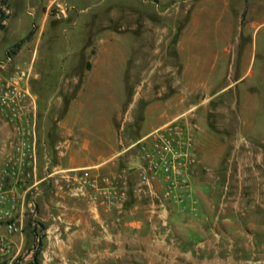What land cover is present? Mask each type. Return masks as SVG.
Segmentation results:
<instances>
[{
  "label": "rangeland",
  "instance_id": "rangeland-1",
  "mask_svg": "<svg viewBox=\"0 0 264 264\" xmlns=\"http://www.w3.org/2000/svg\"><path fill=\"white\" fill-rule=\"evenodd\" d=\"M193 18L213 35L225 31L230 36L226 57L213 76H197L195 61L188 60L190 72L184 84L174 83L162 67L156 70L154 82H135H142L155 61L164 66L170 60L164 54V38L171 36L175 44L181 30L191 28ZM263 18L264 0H9L0 4V86L21 70L29 73V104L38 142L39 129L56 125L75 100L84 103V114L75 110L71 122L93 128L106 123L110 142L119 150L172 120L183 123L195 138V161L188 169L191 187L177 191L182 201L166 194L160 177L155 178L153 191L141 185L150 133L122 152L124 158L119 157L106 173L55 171L46 157L44 180L38 181L36 174L7 179V186L15 187L16 206L0 220V264H34L40 242L41 264H147L131 253L121 254L115 236H109L117 229L102 225L98 211H88V226L69 220L78 208L90 204L112 211L114 218L125 215L134 198L149 204L139 214L159 221L162 228L154 230L165 233L167 245L181 254L172 259L173 264H264V131L245 123L246 99L263 97L264 84L243 77V55L248 46L252 52L254 35L256 73L264 62ZM31 31L9 58V49ZM117 34L122 36L119 45L128 52L121 82L116 76ZM106 55L112 66L111 81L85 83L86 75L99 74L93 73L95 63ZM234 78L237 82L231 83ZM164 109L171 115L159 125ZM257 117L261 120L263 115ZM37 154L36 171L38 143ZM95 178L98 188L86 182ZM156 181L162 194L156 191ZM106 187L114 191L115 202L106 196ZM197 188L204 190L203 204ZM167 203L176 206L170 210ZM9 223L18 229L10 231ZM191 224L199 225L198 230L202 226L203 231L193 233Z\"/></svg>",
  "mask_w": 264,
  "mask_h": 264
},
{
  "label": "crops",
  "instance_id": "crops-1",
  "mask_svg": "<svg viewBox=\"0 0 264 264\" xmlns=\"http://www.w3.org/2000/svg\"><path fill=\"white\" fill-rule=\"evenodd\" d=\"M207 11L210 13L211 10L208 8ZM223 32L213 35L211 29H201L198 20L193 18L191 28L188 29L184 27L175 44L171 43V36L164 38L166 44L164 54L167 53L166 57L170 59L164 62L166 65L164 64L163 66V63H157L155 61L152 67L154 69L147 71L148 74L147 76L145 75L146 77H143L142 82H140V80H136L135 82H154L152 79L154 80L158 76L156 70L162 67L163 72L173 78L174 83L179 85L184 84L187 82L190 72L188 60L195 61L197 76H213L214 69L221 65L228 51V39H230V36L225 31ZM120 40H122V36L117 34L115 36V41L117 42L116 49L118 51L116 62L117 82L124 81L125 75L123 70L128 62V52L123 45H119ZM222 42L223 44H221ZM252 42L255 48V35ZM253 47L252 52H250L251 50L248 46L243 55L245 65L243 77L249 79L250 83L255 80L257 83L264 84V62L261 63L260 69L258 73H256ZM154 52H156V50ZM105 57V60H100L99 62L96 60L97 62L95 63L93 73L99 72V74L86 75L84 77L85 83L107 84L111 81L109 78L112 75L108 74V70L112 66L110 65L111 63L108 55ZM136 67H138V69L141 68L139 60ZM73 79L77 80L75 77ZM234 82H237L236 78L231 80V83ZM245 103L248 107L245 112V115H247L245 123L254 127V130L264 131V96L258 98L252 96H250V98L247 97ZM169 105L171 106V104ZM84 106L83 102L77 100L73 101L70 104V108L64 114L65 116L59 119L56 125L45 126L43 129H39V165L35 172L38 181H42L46 178L47 172L44 166L46 157H49L53 162L52 168L55 171L59 169H79L87 173H106L111 166L113 167L116 163H119V157L121 159L124 158L123 155L120 156L122 152L134 147L136 143L150 133L148 132L142 135L137 141L127 144L122 150H119L110 142L111 136L109 135L106 123L104 126L93 128L84 122H71V119L76 114L75 110H79L80 112L78 113L83 116ZM159 114L160 116L157 119V124L159 125H161L162 122L164 123L166 119H169L171 115L166 109ZM259 114L261 116L263 115V118L261 120H256V118H259L257 117ZM258 122L261 125H259ZM251 127L250 129H252ZM15 139L16 131L14 126L8 121L1 120L0 167L4 165L6 156L11 153L13 141ZM130 157L132 156H129V158ZM130 162L134 163L133 161ZM155 187L156 191L162 194L163 188L158 181H156ZM197 196L200 198L202 204L206 201L203 189L197 188ZM174 204L175 203H167L168 209H173V207L176 206ZM148 205L149 204H145L140 202L139 199L134 198L130 210L126 211L125 215L114 218V213L112 211H104L101 207L98 209L90 204L87 207H83V209L78 208V214L75 213L69 220L76 224L81 223L84 226H88V211H98L100 213L99 220L102 225L105 227L112 226L117 229V233H109V236H115L116 243H119L122 250L121 254L125 255L131 253L135 258L147 260V264H153L155 260H165L168 264H173L172 259H176L181 256V254L167 245L164 239L165 233L160 234V232L154 230L162 228V225H160L161 223L153 219L152 216L142 215L143 217H141V214H139L140 209L145 211ZM80 209L83 213L80 212ZM189 226L195 234L198 231L199 233L203 231L202 226L198 230L199 225L197 224H191Z\"/></svg>",
  "mask_w": 264,
  "mask_h": 264
},
{
  "label": "built area",
  "instance_id": "built-area-1",
  "mask_svg": "<svg viewBox=\"0 0 264 264\" xmlns=\"http://www.w3.org/2000/svg\"><path fill=\"white\" fill-rule=\"evenodd\" d=\"M28 78L29 73L21 70L0 86V120L13 122L16 131L12 151L0 167V220L9 217L16 206L15 187L7 186V179L32 177L37 168L38 141L36 123L29 104ZM146 140L141 185L153 191L154 180L160 177L166 194H174L177 200L182 201L183 195L177 191H187L191 187L188 169L195 161L194 134L180 121L172 120L151 132ZM86 182L94 188L99 186L98 178ZM104 190L109 200L115 202L114 191L108 187ZM8 228L10 231L18 229L14 223H9Z\"/></svg>",
  "mask_w": 264,
  "mask_h": 264
},
{
  "label": "trees",
  "instance_id": "trees-1",
  "mask_svg": "<svg viewBox=\"0 0 264 264\" xmlns=\"http://www.w3.org/2000/svg\"><path fill=\"white\" fill-rule=\"evenodd\" d=\"M8 1L9 0H0V4L4 5V4H8ZM32 34V31L26 36L24 37L23 39H21L18 43H16L13 47H11L8 51V55L11 56L12 53H16L22 46V44L31 36ZM37 227L38 226H34L33 230L34 232L36 233L37 232ZM44 226L42 225V228ZM41 242L39 243V247L38 249L36 250L35 254H34V264H41L40 262V259H39V254L41 252V249H40V246H41Z\"/></svg>",
  "mask_w": 264,
  "mask_h": 264
}]
</instances>
